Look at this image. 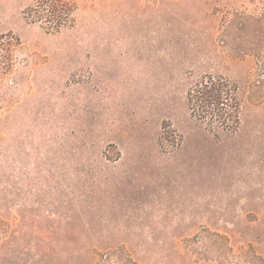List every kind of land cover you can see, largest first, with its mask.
I'll return each mask as SVG.
<instances>
[{
  "label": "rangeland",
  "instance_id": "obj_1",
  "mask_svg": "<svg viewBox=\"0 0 264 264\" xmlns=\"http://www.w3.org/2000/svg\"><path fill=\"white\" fill-rule=\"evenodd\" d=\"M36 1L0 0V35L17 42L0 69L8 264H49L44 246L64 245L140 264H263L264 56L215 0H69L74 25L59 33L24 17ZM208 72L237 83L231 136L187 108Z\"/></svg>",
  "mask_w": 264,
  "mask_h": 264
},
{
  "label": "trees",
  "instance_id": "obj_2",
  "mask_svg": "<svg viewBox=\"0 0 264 264\" xmlns=\"http://www.w3.org/2000/svg\"><path fill=\"white\" fill-rule=\"evenodd\" d=\"M163 1L165 0L159 2ZM215 1L218 11L228 16L227 30L235 26L240 38H248L250 51L258 50L264 56V0ZM74 10L75 5L69 0H37L33 6L26 8L24 17L29 22L40 24L46 32L59 33L74 25ZM16 44L15 37L11 34L0 35V69L7 71V68L12 67L11 50ZM236 84L227 76L208 72L187 90L186 104L191 118L214 138L231 136L239 129L242 100ZM164 135L163 132L162 138L167 140ZM5 155L0 152V163L5 162ZM115 251H120L118 257L116 256L120 264H140L132 259L130 250L121 251L117 247L44 246L42 252L45 255L51 253L55 257L49 264H96L102 254L106 256ZM7 252L6 237L0 240V264H8ZM261 259L264 264V255Z\"/></svg>",
  "mask_w": 264,
  "mask_h": 264
}]
</instances>
